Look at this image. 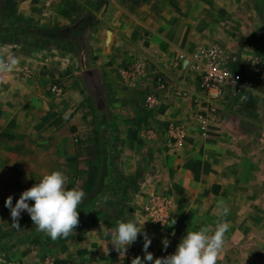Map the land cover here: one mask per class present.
<instances>
[{"label":"rangeland","instance_id":"1","mask_svg":"<svg viewBox=\"0 0 264 264\" xmlns=\"http://www.w3.org/2000/svg\"><path fill=\"white\" fill-rule=\"evenodd\" d=\"M108 1L110 0H77L73 7L75 14L71 18L62 19L65 13L56 11L55 17L52 18L53 23H39L25 21L11 1L0 0V26L66 28L80 21L87 20L88 23L83 34V45L71 38L70 34L55 41L44 37L21 35L8 38L0 35V63H9L13 59L17 61L11 70L0 68V87L6 88L12 107H22V113L18 116L26 123V126L23 125L24 136L18 141L14 133L9 132L5 138L3 131H0V227L14 223L10 209L4 205L6 197L11 195L15 204L22 191L30 188L52 170L61 171L67 178V186L82 189L85 197L91 194L90 191L94 190L95 186L99 189L101 176L107 169V155L111 157L118 183L116 190L108 189L101 195V208L104 210L101 219L104 221H100V218L84 221L82 230L74 237L83 239L90 226L95 229H115L118 220L129 218L124 210L132 193L127 192L128 179L120 174L132 175V179L137 176L142 181L143 175L153 167V157L156 158V155L154 145L150 142L154 140L155 131L163 133L162 128L167 125L168 119L164 106L151 110L143 106V99L149 87L156 86L157 76L164 80L168 78L157 69L150 51L143 46L144 43L139 44L133 39V42L124 41L126 44L133 43L134 46L123 55L124 57H118L119 62L125 60L128 63L134 55L139 54L142 61L141 70L144 67L143 72L147 78L135 79L134 84H130V80L126 81L119 73L118 65L119 70L115 71L114 76H117L119 81L115 86L106 85L104 88L106 116L105 122L102 121L98 107L84 81L85 71L93 65L98 56L93 55L90 47H86L84 37L101 24ZM151 2L152 0H125L124 4L127 8L135 10L147 3L150 5ZM202 3L208 9H204L203 18H199L209 30L202 33L200 41L193 46L219 42L238 51L244 56L243 64L249 63L253 66V91L244 103L227 104L224 110L219 112L217 121L210 128L209 139L200 138L196 128L191 125L190 133L193 134L191 138L196 141L195 146L193 143L190 147L187 161L182 160L181 153H174L177 159L176 167L188 166L191 170L199 171L200 175L202 171H206L204 175H209L206 176L207 179L204 176L199 178L195 196L182 197L180 201L212 204L215 198L210 196L209 188L213 186L212 181L216 180V172L230 168L241 172L252 171V175L246 178V184L252 188L251 197L240 192V197L247 195L249 199L237 209L241 210L240 214L246 212L247 218H252L251 231L245 236H237L232 233V228L239 226L230 224L217 264H264V0H204ZM220 7L234 8V11L229 16L227 8L217 11ZM112 16L114 15L105 21L106 29L117 24L118 19ZM140 16L147 17L144 13ZM145 35H148V31ZM105 45L107 46L108 42H105ZM107 63L109 69L115 67L112 60ZM64 64L69 66L64 70L77 71L73 75L75 82L72 85L76 97H65L69 88L62 77L58 76ZM54 84L63 86V96L53 93ZM185 112L189 117L185 122L188 125L192 120V113L187 108ZM17 152H24L26 158H15ZM29 156H33V159H28ZM168 191L174 194L170 189ZM223 193L221 200H225L226 194L231 192L229 189ZM234 210L228 217H236ZM29 220V214L23 212L18 222ZM147 223L155 230H166L150 221ZM200 226L202 224L190 223L185 227L192 230ZM187 230L175 233L183 236ZM146 233L151 239V244L159 241L154 239V231ZM142 237L138 235L137 240L127 249L136 252L137 248L143 245ZM69 240L61 243L50 241L36 246L22 243L1 248L0 264L8 261L64 264L66 259L62 251ZM91 245L94 247L97 244L91 242ZM109 247L118 257V251L113 245ZM159 249L165 251L163 247Z\"/></svg>","mask_w":264,"mask_h":264},{"label":"crops","instance_id":"2","mask_svg":"<svg viewBox=\"0 0 264 264\" xmlns=\"http://www.w3.org/2000/svg\"><path fill=\"white\" fill-rule=\"evenodd\" d=\"M9 1L19 9L25 21H37L39 23H53L52 18L55 17L54 14L56 11L65 13V15H63L65 17L62 19L71 18V16L75 14L73 7H75L77 3V0ZM52 1H54L55 4H53ZM202 1L204 0H158L156 2L152 0L150 5L147 3L140 9L137 8L135 10L127 8L124 4L125 0H115L114 2L110 0L106 2L105 8L107 10L105 15H103L101 24L97 26L96 29H93L91 34L84 35L86 47H90V49L93 50V55L98 56V58L94 60L93 65H90L87 69L94 68L97 71L103 88H105L106 85H116L119 78L117 79V76L114 75L115 71L118 72L119 68V73H121L126 81L130 80V84H134L135 79L147 78L146 73L143 72L144 67L140 70V75L135 74L132 76L130 74L134 61L138 59L141 60L139 54L134 55L128 63L125 60H123V62H119L118 60L119 56L126 55L129 49L134 46L133 43H128L129 45L125 43L133 42L131 40L133 39L139 44L144 43L143 46L150 51L157 69L165 74L168 78L166 81L170 83L172 88L176 87L177 89L180 88L188 92H193L195 82L189 68L185 65L182 70H175L172 67V58L177 50L193 47L194 44L200 41L202 33L209 30L208 27L204 25L203 20L199 18L202 17L204 9H208L204 7ZM230 1L231 0H229V2ZM209 9H211V7H209ZM225 9L220 7L217 11ZM227 10L230 16L234 8L229 7ZM142 13L147 15V17H141L140 14ZM111 15H114L112 17L118 19L117 24L116 26L110 25V27L106 29V27H104L105 21ZM133 25L136 26L134 27ZM146 31H148V35H145ZM105 42H108L107 46ZM109 60L114 62L115 67L109 69L110 67H108L107 63ZM65 67L69 66H66V64L62 65V72L59 71L58 74L69 88L65 97H71V95L76 97L72 85L75 82V76L73 75H75L77 71L71 69L64 70ZM155 72L156 71H154V73ZM142 74H145V76H142ZM152 88V86L149 87L148 91L152 90ZM160 97L161 103L153 108V110L161 105L164 106L168 123L166 122L167 125L162 128L163 133L155 131V135L153 136L154 140L150 142L154 145V155H156V158L155 156L153 157V167H150L151 169L147 170L143 175L142 181H140V178H137V176L132 179V175L125 176V174H120L121 177H126L128 179V184L126 186L127 192L132 193L124 210L126 216L135 218L141 222L144 221L143 230L148 233L154 231L156 233L154 239L159 240L154 241V243L150 245L148 251L153 254L154 259L165 257L175 251L177 244L183 237L178 234L176 235V231L184 232V230L188 229V227L185 226L190 223L214 226L217 219L215 215L217 203L221 200L220 196L223 197V192H227L229 189L231 193L226 194L224 201L230 208V213L235 209L233 212L236 211V217L231 218L227 216L226 219L229 224H236L235 226H239L233 227L232 233L235 235L237 234V236L249 234L251 231L250 225L253 224V220L251 217L247 218L246 212H242L243 216L240 214L241 210L237 209L240 204L251 197L250 193H252V188L250 185L246 184V178L252 175V171L250 170H243L241 172L240 170H233L230 168L227 171L219 170L216 172V180L212 181L213 186L209 188L210 196L215 198L212 200L211 197L212 204H210L211 202L205 204L191 201L181 203L182 201H180V198H188V196H195V194H197L196 189L198 185L196 183H200L199 178L201 176L207 179L206 176L209 174L207 173V175H204L206 171H202V175H200L199 171L194 169L191 170L188 166L181 168L176 167L177 159L174 153H181L182 160L184 159L187 161L190 155V147L193 146V143L195 146L196 141L194 142V139L191 138L193 134L190 133V127L193 125V127L196 128V124L193 118L188 125L185 124L189 118L185 109L188 108L189 105H192L194 100L189 99L187 102H182L172 91L163 92L160 94ZM72 99L75 100V98ZM9 103L6 88L0 87V131H3L5 138H7L9 132L14 133L18 141L24 136L23 125L26 126V123H23L22 118L18 116V114L22 113V107L19 105L12 107ZM173 121L178 124H184L188 128L186 138L180 143H173L172 133L169 131V123ZM15 158L25 159L26 155L24 152H17ZM28 159H33V156H29ZM212 177L214 176L212 175ZM169 189L173 191L174 194H170L168 191ZM240 192L249 194V197L247 195L240 197ZM163 193H169L171 196L170 222L166 230H155V228L149 226V223H147L148 219L146 218L144 208L145 204L152 196L161 195ZM240 199L242 201H240ZM235 205L236 207L234 208ZM240 209H242V207ZM173 220L175 223H172ZM100 221L104 220L100 218ZM93 228L94 227L90 226L89 229L86 230L83 239L82 237L79 239L78 237H74L66 243L65 249L62 251V255L66 259L64 264H131V261L118 258L109 247L111 241L105 238L104 234L107 231H114V229L109 228L105 230ZM165 239L169 241V245L166 248L167 250L162 244V241ZM91 242H95L97 245L93 247ZM159 247H163L165 251H161ZM136 256L143 258L144 252L142 247L137 248Z\"/></svg>","mask_w":264,"mask_h":264},{"label":"clouds","instance_id":"3","mask_svg":"<svg viewBox=\"0 0 264 264\" xmlns=\"http://www.w3.org/2000/svg\"><path fill=\"white\" fill-rule=\"evenodd\" d=\"M17 63L15 59L9 63H0V68L11 70ZM85 193L82 189L69 188L66 176L59 170H52L30 188L22 191L13 204L11 195L6 197L4 205L10 209V215L15 227L23 212H27L37 229L49 236L52 240L67 238L74 232L79 222L78 208ZM32 201L33 203H29ZM215 213L217 219L214 226L202 225L187 230L175 251L165 257L153 258L148 251L151 239L143 231L144 221L135 218L118 220L114 231L105 232L121 258L124 257L128 246L133 244L138 235L143 236V258L136 256L131 264H217L219 255L223 250L226 233L230 229L227 216L230 208L224 200L217 203ZM172 223H175L173 220ZM164 248L169 245L167 239L162 241Z\"/></svg>","mask_w":264,"mask_h":264},{"label":"built area","instance_id":"4","mask_svg":"<svg viewBox=\"0 0 264 264\" xmlns=\"http://www.w3.org/2000/svg\"><path fill=\"white\" fill-rule=\"evenodd\" d=\"M249 60V59H248ZM244 56L219 42H207L187 49L177 50L172 58V67L182 70L186 65L193 75L195 86L193 92L180 88H172L170 83L161 76L156 77V86L148 91L143 99V106L153 109L161 103L160 94L172 91L182 102L193 99L194 103L187 110L192 113L199 136L208 139L210 128L218 119V114L227 104H242L253 91L251 78L252 65L244 63ZM254 63H257L254 61ZM6 64V63H4ZM141 60H135L130 74L140 75ZM145 76V74H142ZM145 78V77H144ZM52 91L56 96L65 94L61 85L54 84ZM173 143H180L186 138L188 128L177 122L169 123ZM171 196L169 193L155 195L145 204V215L148 221L161 229H167L170 222ZM118 258L132 261L136 252L127 249L123 258L117 252ZM5 264H26L24 262L8 261Z\"/></svg>","mask_w":264,"mask_h":264},{"label":"trees","instance_id":"5","mask_svg":"<svg viewBox=\"0 0 264 264\" xmlns=\"http://www.w3.org/2000/svg\"><path fill=\"white\" fill-rule=\"evenodd\" d=\"M87 20L80 21L79 23H73L66 28H39L27 25L18 26H0V35L4 37H14L25 35L28 37H44L51 41H55L58 38H62L67 34H70L71 38L78 41L83 45V34L85 26L87 25ZM84 81L87 86L88 92L90 93L92 99H94L100 116L103 122H105V108H106V96L104 88L101 84V79L97 75V71L94 68H89L84 73ZM118 183L117 176L113 171L111 157L107 155V169L105 174L101 176L100 188L91 190V194L87 195L80 207L78 208V218L79 222L76 225L74 232L70 234L67 238H58L57 240H52L46 234L40 232L37 227L33 224L31 220L18 222L19 227H15L14 223L0 227V249L6 247H14L18 244L28 243L30 245H43L50 241H56L61 243L62 241L69 240L78 234L84 225V221L96 218H102L103 208H101V195L107 192L108 189L116 190ZM98 187V186H97ZM106 190V191H105ZM114 191V190H112ZM110 199V198H109ZM93 216V217H92Z\"/></svg>","mask_w":264,"mask_h":264}]
</instances>
